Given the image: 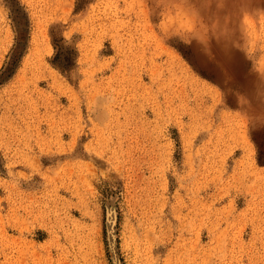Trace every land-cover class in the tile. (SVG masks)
Returning a JSON list of instances; mask_svg holds the SVG:
<instances>
[{
    "label": "rangeland",
    "instance_id": "rangeland-1",
    "mask_svg": "<svg viewBox=\"0 0 264 264\" xmlns=\"http://www.w3.org/2000/svg\"><path fill=\"white\" fill-rule=\"evenodd\" d=\"M0 71V264H264V0H0Z\"/></svg>",
    "mask_w": 264,
    "mask_h": 264
},
{
    "label": "snow or ice",
    "instance_id": "snow-or-ice-1",
    "mask_svg": "<svg viewBox=\"0 0 264 264\" xmlns=\"http://www.w3.org/2000/svg\"><path fill=\"white\" fill-rule=\"evenodd\" d=\"M3 75H4L3 72L0 71V85H2V84L4 83ZM257 160H258V163H261L262 166H264V162H261V161L259 160V157L257 158ZM99 163H100V166H101V167H104L103 162H99Z\"/></svg>",
    "mask_w": 264,
    "mask_h": 264
}]
</instances>
